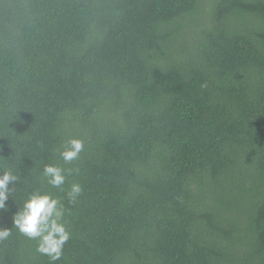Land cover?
Returning <instances> with one entry per match:
<instances>
[{
	"label": "trees",
	"instance_id": "1",
	"mask_svg": "<svg viewBox=\"0 0 264 264\" xmlns=\"http://www.w3.org/2000/svg\"><path fill=\"white\" fill-rule=\"evenodd\" d=\"M8 170L0 264H50L12 223L36 191L65 208L55 264H264V0H0Z\"/></svg>",
	"mask_w": 264,
	"mask_h": 264
},
{
	"label": "clouds",
	"instance_id": "2",
	"mask_svg": "<svg viewBox=\"0 0 264 264\" xmlns=\"http://www.w3.org/2000/svg\"><path fill=\"white\" fill-rule=\"evenodd\" d=\"M83 150L84 143L81 139L70 138L65 143L60 156L66 164H70L79 158ZM74 171L78 172L79 170L45 165L43 176L49 185L59 189ZM17 181L18 177L11 170L4 171L0 175V212L10 210L9 200L14 190L13 186ZM82 192V185L73 183L67 192L69 203L75 204ZM64 217L65 208L60 200L51 194H41L40 191H36L24 202L22 209L13 213L12 223L28 239L36 240V251L42 255H47L50 264H55L63 254L64 245L71 238ZM10 235L9 229H0V241L6 240Z\"/></svg>",
	"mask_w": 264,
	"mask_h": 264
}]
</instances>
